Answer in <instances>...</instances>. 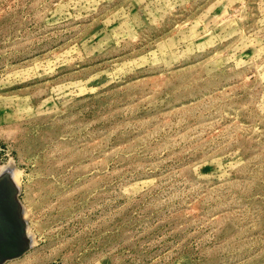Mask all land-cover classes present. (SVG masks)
<instances>
[{
    "label": "rangeland",
    "instance_id": "1",
    "mask_svg": "<svg viewBox=\"0 0 264 264\" xmlns=\"http://www.w3.org/2000/svg\"><path fill=\"white\" fill-rule=\"evenodd\" d=\"M0 176L1 264H264V0H0Z\"/></svg>",
    "mask_w": 264,
    "mask_h": 264
},
{
    "label": "water",
    "instance_id": "2",
    "mask_svg": "<svg viewBox=\"0 0 264 264\" xmlns=\"http://www.w3.org/2000/svg\"><path fill=\"white\" fill-rule=\"evenodd\" d=\"M11 190L5 177L0 176V264L26 249Z\"/></svg>",
    "mask_w": 264,
    "mask_h": 264
},
{
    "label": "bare ground",
    "instance_id": "3",
    "mask_svg": "<svg viewBox=\"0 0 264 264\" xmlns=\"http://www.w3.org/2000/svg\"><path fill=\"white\" fill-rule=\"evenodd\" d=\"M6 184L12 189L11 190V195H12V197H13V200H14V196H13V194L15 193V192H13V188L6 182ZM15 202V201H14ZM15 208H16V212H17V214H18V217H19V219H20V217H21V214H20V209H19V206L16 204V202H15ZM24 217V216H23ZM25 223V222H24ZM20 225H21V228H22V224H21V221H20ZM22 230H23V228H22ZM26 230V229H25ZM22 233H23V231H22ZM25 233H26V231H25ZM26 237V236H25ZM27 246V242H25V247ZM16 256H19V255H16ZM13 257H15V256H12V257H9V258H7V259H5L4 261H7L8 259H11V258H13ZM3 263V262H2Z\"/></svg>",
    "mask_w": 264,
    "mask_h": 264
}]
</instances>
